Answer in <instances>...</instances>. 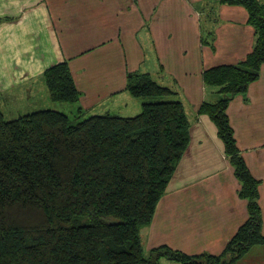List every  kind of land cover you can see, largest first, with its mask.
Listing matches in <instances>:
<instances>
[{"label":"crops","instance_id":"1","mask_svg":"<svg viewBox=\"0 0 264 264\" xmlns=\"http://www.w3.org/2000/svg\"><path fill=\"white\" fill-rule=\"evenodd\" d=\"M217 3L0 0L2 118L11 98L31 100L37 97L31 93L35 88L47 89L42 75L60 63L68 64L80 94V117L88 112L131 118L141 112V102L125 90L132 73L149 75L174 93L168 100L183 105L190 144L151 223L141 230L145 254L167 247L188 256H219L248 217L217 130L198 113L204 102L221 98L204 85L203 73L244 61L255 41L247 11ZM227 115L240 155L260 183L264 236V64L248 91L231 98ZM237 264H264V245Z\"/></svg>","mask_w":264,"mask_h":264},{"label":"trees","instance_id":"2","mask_svg":"<svg viewBox=\"0 0 264 264\" xmlns=\"http://www.w3.org/2000/svg\"><path fill=\"white\" fill-rule=\"evenodd\" d=\"M217 2L244 8L255 38L244 61L203 73L204 85L221 98L204 102L198 113L214 124L239 197L247 202V220L222 254L143 250L141 230L151 223L190 144V123L183 105L168 100L170 89L132 73L125 90L141 101L135 117L104 114L75 123L82 119L80 109L73 121L50 110L9 122L0 115V264H237L264 245L260 183L240 155L227 115L231 98L248 91L264 64V4ZM42 78L53 102L78 101L67 63L50 67Z\"/></svg>","mask_w":264,"mask_h":264},{"label":"rangeland","instance_id":"3","mask_svg":"<svg viewBox=\"0 0 264 264\" xmlns=\"http://www.w3.org/2000/svg\"><path fill=\"white\" fill-rule=\"evenodd\" d=\"M39 87L40 86L35 88V90L31 91V93L34 96H37L35 99L15 100V99L11 98V103H8L5 109L2 108V110L4 112L3 113V120L9 122L12 120H16L17 118H19L21 116H25L27 114L37 112V111H43V110L61 112L65 115H67L69 118H71L72 121L76 117L77 118L79 117L78 110H77L78 109L77 103L79 102L80 96H79V99L76 103L53 102L50 98H47V93H48L47 89L41 90ZM137 100H139V99H137ZM94 111L97 112L98 109H94ZM140 113L141 112H139L137 115H139ZM95 115L96 114H94V113L88 114V112H86L85 115L82 116V119H78V121H76L75 123L82 122L83 120H85L91 116H95ZM137 115H135V116H137ZM135 116H133V117H135ZM169 263L170 264H176L174 262H169Z\"/></svg>","mask_w":264,"mask_h":264}]
</instances>
